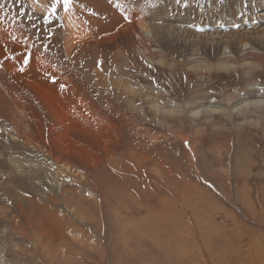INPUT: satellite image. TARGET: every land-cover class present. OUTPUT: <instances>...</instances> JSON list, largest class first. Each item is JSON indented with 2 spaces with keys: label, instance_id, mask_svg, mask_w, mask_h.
<instances>
[{
  "label": "rangeland",
  "instance_id": "1",
  "mask_svg": "<svg viewBox=\"0 0 264 264\" xmlns=\"http://www.w3.org/2000/svg\"><path fill=\"white\" fill-rule=\"evenodd\" d=\"M93 1L0 0V264H264V0ZM36 59L92 103L89 142Z\"/></svg>",
  "mask_w": 264,
  "mask_h": 264
},
{
  "label": "bare ground",
  "instance_id": "2",
  "mask_svg": "<svg viewBox=\"0 0 264 264\" xmlns=\"http://www.w3.org/2000/svg\"><path fill=\"white\" fill-rule=\"evenodd\" d=\"M183 12V11H182ZM174 14L177 13L176 10H174L173 12ZM183 14V13H182ZM179 19V18H178ZM181 19V18H180ZM260 21V20H259ZM237 22V21H236ZM242 26L244 25H247L246 24V21L245 23H242L240 24ZM237 26V25H235ZM234 27V26H233ZM236 28V27H235ZM254 28H257V26H251V29H254ZM254 33H256V31L252 30ZM250 33H253L251 31H248ZM137 37L141 40V43H143V41H147L149 43V45L151 47H155L157 48L158 45L159 47L161 46L160 44V41L158 40V38L156 37L155 33H154V30L153 28L151 27H144V28H138V30L135 32ZM234 33H240V29H236ZM240 38V37H239ZM261 40V39H260ZM238 41V40H237ZM138 42V41H137ZM136 42V43H137ZM156 44V45H155ZM247 46V45H246ZM248 47V46H247ZM252 47V46H251ZM146 49V48H145ZM243 50V49H242ZM6 51V50H5ZM154 51H158V52H162L163 49L161 48H157L155 49ZM254 53V52H253ZM258 60V59H257ZM229 61H235L233 59L229 60ZM31 66L33 67L34 71H35V80H33L32 82H30L32 85L34 83L33 86H30V87H33V91L34 93L36 94V98H38L37 96H39V100L41 102L40 106H42L46 112L49 114L50 116V120L51 121H59V122H62L61 124V127L64 129L65 127V134L66 133H76V135L82 140V142H89V140L92 139L94 133H96L97 131L101 132V129L100 130H95L94 128H88V126H85L84 123H83V118H87V119H90V118H93L92 114L91 113H88V109L87 107H91L92 103L91 102H87V101H79V98H81L82 96H84V94H80L78 95V99L76 98L77 96V92L73 91V90H66V92H64V88L63 86L61 85H58V83H60L58 81V79L55 78V76L52 74V73H49L48 72V67H49V63L48 62H40L39 59H36L32 64ZM230 65L228 64H222V67H229ZM50 68V67H49ZM2 80H4L5 78H1ZM31 80V79H30ZM48 80V82L46 83V86L44 87V83ZM9 82L13 83L14 81L13 80H9ZM27 83V82H26ZM14 85V84H13ZM30 85V84H29ZM76 85V84H75ZM74 85V86H75ZM12 86V85H11ZM15 86L14 88L11 87L10 90L13 92H17V94H14L13 95H17L20 94V95H25V90L26 88H23L21 89L20 87H17ZM29 87V88H30ZM54 87H57L60 89L61 93H57L53 90ZM75 90H76V86L74 87ZM73 88V89H74ZM66 89V88H65ZM55 97H54V95ZM19 95V96H20ZM17 96H15L17 98ZM31 96V95H29ZM22 97V96H20ZM24 97V96H23ZM33 97V96H32ZM30 98V97H29ZM28 98V99H29ZM25 99V98H23ZM88 100V99H87ZM27 101V100H26ZM29 102V101H28ZM38 105V104H37ZM77 105H80L81 107L82 106H86L85 110L86 112H84L83 116L81 115H78L79 112H80V107H77ZM39 106V105H38ZM27 109L30 108L29 106H25ZM83 108V110H84ZM66 110L68 113H67V116L65 118V115L64 114L65 112L63 111ZM96 109V108H94ZM25 110V108H24ZM82 110V108H81ZM29 111V110H27ZM25 111V112H27ZM24 112V115H28L27 113ZM94 123L97 124V121L94 119L93 120ZM100 122V121H99ZM20 129V128H19ZM104 131V130H103ZM106 131V130H105ZM120 132V131H119ZM108 133V132H107ZM64 134H60L61 138ZM103 135H106V134H103ZM59 136V137H60ZM67 136L64 135V137ZM114 136V135H113ZM96 137V136H95ZM116 137V136H115ZM114 137V138H115ZM34 138V137H33ZM60 138V139H61ZM68 138V137H67ZM97 138V137H96ZM58 139L57 138V142H58ZM104 139V137H103ZM112 139V138H110ZM106 141V139H104ZM113 140V139H112ZM36 141V140H35ZM103 141V140H102ZM104 141V142H105ZM109 141V140H107ZM106 141V142H107ZM60 142V140H59ZM112 142V141H111ZM62 143V142H61ZM91 143V142H90ZM110 143V142H109ZM92 144V143H91ZM96 144V143H95ZM112 144V143H111ZM109 144V145H111ZM52 147H54V149H58L59 148V145L56 143V142H53L51 143ZM98 145V142L97 144ZM103 146V144H101ZM36 146V144H35ZM84 148L86 147L83 146ZM101 147V146H100ZM104 147V146H103ZM106 147V146H105ZM104 147V148H105ZM98 148V146H97ZM102 149V148H101ZM106 149V148H105ZM104 149V151H106ZM50 151V149L48 150ZM108 151V150H107ZM84 152V151H83ZM49 153V152H48ZM65 152H63L64 154ZM69 154V153H68ZM66 154V155H68ZM88 155V154H87ZM72 159L74 157V155H72V153L69 155ZM78 155H76L77 157ZM82 157H85L84 154L82 155ZM77 158H81V157H77ZM86 158V157H85ZM58 159H60V156L59 155H56V160L59 161ZM61 160V159H60ZM102 159H100L99 161H101ZM98 161V162H99ZM82 162V161H81ZM103 163V162H102ZM101 165V164H100ZM111 167V166H110ZM108 172V171H107ZM106 172V173H107ZM105 177V176H104ZM112 179V178H111ZM103 181V180H102ZM81 186V185H80ZM43 210V209H42ZM45 210V209H44ZM154 211V212H153ZM43 212V211H42ZM153 212V215L150 216V218L153 219V217L155 216L154 213L156 212L155 210H152ZM46 214V213H45ZM150 214V213H149ZM156 214V213H155ZM168 215V214H167ZM159 217V216H158ZM41 218V217H40ZM161 218V217H160ZM166 218V217H165ZM151 219V220H152ZM156 220V219H155ZM39 221H42V220H39ZM152 222L155 224L156 221H153ZM47 223V222H45ZM156 225V224H155ZM158 225V224H157ZM172 228V227H171ZM157 230V229H156ZM177 233V232H176ZM54 235V234H52ZM179 236V235H178ZM50 240V238H49ZM186 241V240H185ZM189 241V240H187Z\"/></svg>",
  "mask_w": 264,
  "mask_h": 264
},
{
  "label": "crops",
  "instance_id": "3",
  "mask_svg": "<svg viewBox=\"0 0 264 264\" xmlns=\"http://www.w3.org/2000/svg\"><path fill=\"white\" fill-rule=\"evenodd\" d=\"M82 1H85V2H89V3H91L92 5H94V3H95V1H93V0H82ZM99 2H100V6H98V7H101V9H103L102 8V2H101V0H99ZM94 6H96V5H94ZM104 6H107L106 4L104 5ZM67 21L68 20H70L71 19V21H74L75 22V17L73 16V15H71V18H70V15L69 14H67ZM132 22V21H131ZM131 22H125L126 24H130ZM108 22L106 21V24H107ZM68 25L71 27V29H69V33L68 34H70L71 32H73L74 33V31L76 32V34H74V36H76V40H77V38H78V35H81V36H84L83 34H82V32H80L79 30H78V28H75V23H73V26L72 25H70L69 23H68ZM76 25H77V22H76ZM107 27H104L103 28V30L104 29H106ZM95 29H96V25H93L92 26V31H95ZM66 34V33H65ZM64 38H65V35H64ZM66 38L67 39H69V40H71V38H72V36H68V35H66ZM76 43H78V42H76Z\"/></svg>",
  "mask_w": 264,
  "mask_h": 264
}]
</instances>
